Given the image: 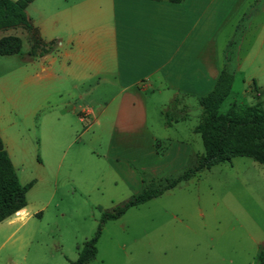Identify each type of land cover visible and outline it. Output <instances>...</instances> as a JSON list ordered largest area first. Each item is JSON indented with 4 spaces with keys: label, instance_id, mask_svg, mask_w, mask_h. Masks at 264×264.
<instances>
[{
    "label": "rangeland",
    "instance_id": "374dc122",
    "mask_svg": "<svg viewBox=\"0 0 264 264\" xmlns=\"http://www.w3.org/2000/svg\"><path fill=\"white\" fill-rule=\"evenodd\" d=\"M236 19L237 62L229 65L233 80L220 112L234 101H264V0H242ZM2 36H17L22 44L17 54H0V133L19 181L34 183L26 192V215L0 222V264H72L98 226L96 254L86 264H264V255L258 257L264 252V164L234 156L116 219H103L134 193L92 154L99 143L74 117L45 112L48 101L65 99L66 86L30 81L28 48H39L32 31L4 27ZM171 113L166 136L189 141L192 155L183 166L154 174L136 168L144 172L142 186L151 178L153 186L165 184L203 153L193 131L202 114L198 100L179 98ZM153 118L165 123L162 115Z\"/></svg>",
    "mask_w": 264,
    "mask_h": 264
},
{
    "label": "crops",
    "instance_id": "0c3cea01",
    "mask_svg": "<svg viewBox=\"0 0 264 264\" xmlns=\"http://www.w3.org/2000/svg\"><path fill=\"white\" fill-rule=\"evenodd\" d=\"M241 1L32 0L25 13L43 50L28 48L30 81L66 86L65 99L48 101L45 112L74 117L99 143L92 154L135 194L139 170L154 174L191 157V143L167 137L172 125L153 114L176 97L206 95L220 71L236 65ZM25 206L4 220L24 217Z\"/></svg>",
    "mask_w": 264,
    "mask_h": 264
},
{
    "label": "trees",
    "instance_id": "16d2710c",
    "mask_svg": "<svg viewBox=\"0 0 264 264\" xmlns=\"http://www.w3.org/2000/svg\"><path fill=\"white\" fill-rule=\"evenodd\" d=\"M32 0H0V29L4 27L23 26L32 31L34 35L33 47L41 51V40L37 29L26 16L25 8ZM179 2L180 0H168ZM21 39L17 36L0 37V54H15L20 51ZM30 52V51H29ZM32 55L36 52H30ZM232 74L228 70H221L214 87L206 95L198 97V104L202 109L201 118L194 127L202 140L203 153L192 161L191 164L172 178H166L165 184L153 186L154 179L142 186L141 189L121 205L113 208L112 212L103 214V219H116L131 206L142 204L156 197L166 189L172 188L181 181H186L196 173L210 166L228 161L234 156H245L264 164V101L248 105L234 101L226 112H220L222 101L228 95ZM179 103V98H174L161 109L165 124L171 125L173 121L171 109ZM184 119V116L182 117ZM176 120V119H174ZM142 182L144 172L140 171ZM32 181L22 184L13 163L3 146L0 137V222L26 205V192ZM100 234L98 226L95 234L85 240L79 250L78 256L72 264H86L95 257L96 242ZM264 252H259L258 257L263 258Z\"/></svg>",
    "mask_w": 264,
    "mask_h": 264
}]
</instances>
